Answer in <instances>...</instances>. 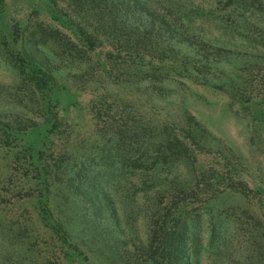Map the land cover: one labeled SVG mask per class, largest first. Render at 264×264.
Returning a JSON list of instances; mask_svg holds the SVG:
<instances>
[{
	"label": "trees",
	"instance_id": "1",
	"mask_svg": "<svg viewBox=\"0 0 264 264\" xmlns=\"http://www.w3.org/2000/svg\"><path fill=\"white\" fill-rule=\"evenodd\" d=\"M32 1L39 2L36 10L44 9L70 34L41 23L32 27L14 24L10 31L2 16L0 21L16 44V48L6 51L5 58L32 95L42 96L43 103L36 104L34 110L46 118L49 132H55L61 125L58 105L62 88L56 76L63 67L61 62H65L67 53L78 59L85 50H94L103 44L110 47L106 58L108 75L114 81L184 83L203 79L207 85L228 93L243 114L249 111L248 122L253 115L254 127L264 126V74L256 85L252 81L246 85L220 76L216 72L220 66H215L233 55L248 54L252 48L245 45L247 49L243 47V50L239 39L231 34L241 25L250 32L245 36L237 32L239 38L264 47V8H259V0ZM213 1L223 9H230L236 18L230 23L221 20L216 16L218 8ZM255 34L261 42L256 41ZM246 63L260 73L259 62L247 59ZM247 92L256 93L255 99L247 96ZM252 106L257 109L255 112ZM40 121L19 112L10 115L0 112V143L10 147ZM181 125L179 135L168 132L166 127L144 126L129 115V120L122 118L121 122L113 118L107 148L82 158L59 154L50 155L47 160L42 146L48 135L42 139L41 147L27 146L15 152L17 161L24 159L33 166L39 185L41 219L66 245L69 257L80 253L78 246L71 242L74 225L66 227L50 208L52 171L69 193L83 233L94 242L104 245L112 242L120 251L123 264L198 263L197 244L191 240L189 246L192 225L189 206L195 201L206 203L222 184L224 188L243 192L245 184L232 171L235 165L232 159L238 156L232 147L217 143L219 164L212 161L205 165L199 158V150L209 149V142L220 141L190 112L184 114ZM124 181L128 190V218L134 225L129 239L124 238V220L118 217L112 193L117 191L114 185ZM138 219L144 228L142 235L136 225ZM256 221L262 224L261 219ZM101 222L105 227H101ZM213 238L211 231L210 241Z\"/></svg>",
	"mask_w": 264,
	"mask_h": 264
},
{
	"label": "rangeland",
	"instance_id": "2",
	"mask_svg": "<svg viewBox=\"0 0 264 264\" xmlns=\"http://www.w3.org/2000/svg\"><path fill=\"white\" fill-rule=\"evenodd\" d=\"M2 1L0 16L10 26V31L14 24L32 27L37 23L65 31L44 9L36 10L38 1ZM257 4L260 9L264 8V0H259ZM213 5L218 8L216 16L226 23L236 18L230 9H223L214 1ZM202 6L209 7L207 4ZM1 24L0 21V112L4 115L19 112L41 121L10 147L0 143V264H123L120 251L113 247L112 242L107 241L105 245L94 242L83 233L71 197L52 171L48 195L50 208L62 218L66 227L74 225L71 242L78 246L77 252L80 253V256L69 257L66 245L41 219L39 185L35 181L33 166L24 159L17 161L15 152L27 146L41 147L42 139L48 135L47 142L42 146L47 160L50 155L59 154L82 158L109 146L108 132H112L113 118L121 122L122 118L129 120L131 115L144 126L156 129L166 127L168 132L180 135L187 112L198 118L220 141L209 142V149L199 150L203 164L212 161L219 164L216 147L228 145L238 155L237 159H232L235 178L245 184L244 192L224 188L222 184L217 194L210 196L206 203L195 201L189 206L192 216L189 246L192 245L191 240L198 246L197 264H264V126L254 127L253 115L248 122L249 111L243 114L228 93L207 85L203 79L184 83L172 80L114 81L108 75L106 54L110 47L103 44L94 50H85L82 58L77 59L67 53L65 62H61L63 67L56 73L62 88L58 105L61 125L51 133L50 126L45 123L46 118L34 110L36 104L43 103L42 96L32 95L31 90L21 83L22 78L12 63L5 58L6 51L16 48V44ZM235 30L231 34L241 42L240 48L245 50L251 45L252 48L248 49L250 55L249 52L233 55L227 61L215 64L221 69L216 72L237 83L248 85L252 81L256 85L257 79L264 74V47L238 37L237 32L245 36L246 32H250L248 28L243 29L241 25ZM4 32L6 39L3 38ZM255 38L261 42L256 34ZM253 44L257 45L256 48ZM247 59L260 63V73L251 69ZM249 95L254 99L256 97V93L247 92ZM252 110L255 112L257 109L252 106ZM126 183L115 184L117 191L112 193L118 217L124 220V238L129 239L134 225L128 218ZM256 218L261 219L262 224ZM136 225L142 235L144 228L140 219ZM102 226L105 227L101 222ZM211 231L214 236L212 241Z\"/></svg>",
	"mask_w": 264,
	"mask_h": 264
}]
</instances>
